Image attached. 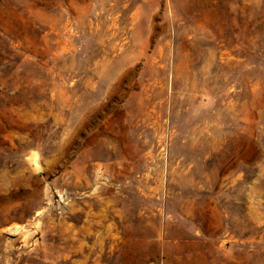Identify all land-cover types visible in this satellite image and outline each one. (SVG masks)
<instances>
[{"label": "rangeland", "instance_id": "rangeland-1", "mask_svg": "<svg viewBox=\"0 0 264 264\" xmlns=\"http://www.w3.org/2000/svg\"><path fill=\"white\" fill-rule=\"evenodd\" d=\"M0 264H264V0H0Z\"/></svg>", "mask_w": 264, "mask_h": 264}]
</instances>
